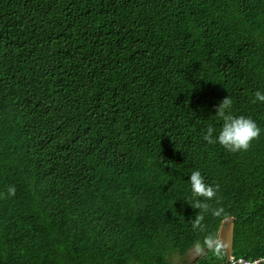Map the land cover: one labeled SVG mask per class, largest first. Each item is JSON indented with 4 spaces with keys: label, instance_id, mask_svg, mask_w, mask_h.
<instances>
[{
    "label": "trees",
    "instance_id": "1",
    "mask_svg": "<svg viewBox=\"0 0 264 264\" xmlns=\"http://www.w3.org/2000/svg\"><path fill=\"white\" fill-rule=\"evenodd\" d=\"M257 90L264 0H0V264H177L196 246L184 264H231L229 216L232 254L264 257ZM227 96L261 128L247 151L203 139ZM195 170L223 213L193 229Z\"/></svg>",
    "mask_w": 264,
    "mask_h": 264
},
{
    "label": "clouds",
    "instance_id": "2",
    "mask_svg": "<svg viewBox=\"0 0 264 264\" xmlns=\"http://www.w3.org/2000/svg\"><path fill=\"white\" fill-rule=\"evenodd\" d=\"M253 97L252 103L264 102V93L259 90L253 93ZM232 105V98L227 96L216 106L215 115L222 120V126L216 136L213 135L216 129L209 126L206 129L203 139L208 144L218 143L223 148L233 153L247 151L252 141L260 137L261 128L251 117L242 115L234 116L231 113ZM189 182L192 200L187 202L194 209H199V212L192 221V227L196 229L201 226V222L206 213L210 212L213 216L218 217L223 213V208H212L210 204L207 203L216 197L218 186L213 187L205 183L204 177L199 170H195L190 174ZM15 193V186H8L7 194L9 196H14ZM200 198H203V201H201ZM228 258L226 261H228Z\"/></svg>",
    "mask_w": 264,
    "mask_h": 264
},
{
    "label": "water",
    "instance_id": "3",
    "mask_svg": "<svg viewBox=\"0 0 264 264\" xmlns=\"http://www.w3.org/2000/svg\"><path fill=\"white\" fill-rule=\"evenodd\" d=\"M233 236H234V217L229 216L223 220L217 240L220 241V244L224 250L226 260L233 253Z\"/></svg>",
    "mask_w": 264,
    "mask_h": 264
},
{
    "label": "rangeland",
    "instance_id": "4",
    "mask_svg": "<svg viewBox=\"0 0 264 264\" xmlns=\"http://www.w3.org/2000/svg\"><path fill=\"white\" fill-rule=\"evenodd\" d=\"M200 249H201L200 246H196V247L192 248L185 256L187 259H185V257H184L181 262L178 261V257L176 255H174L172 257V260L174 262H176L177 264H184L183 261H187V262L191 263L190 260H192V259H194V258H196V257H198V256L203 254L204 250H200Z\"/></svg>",
    "mask_w": 264,
    "mask_h": 264
},
{
    "label": "built area",
    "instance_id": "5",
    "mask_svg": "<svg viewBox=\"0 0 264 264\" xmlns=\"http://www.w3.org/2000/svg\"><path fill=\"white\" fill-rule=\"evenodd\" d=\"M228 261L231 264H259L260 262H264V257H259L254 260H246L243 258H236L234 255L229 256Z\"/></svg>",
    "mask_w": 264,
    "mask_h": 264
}]
</instances>
